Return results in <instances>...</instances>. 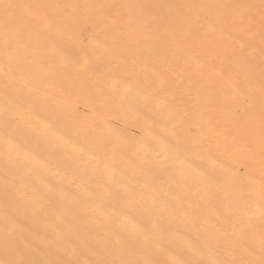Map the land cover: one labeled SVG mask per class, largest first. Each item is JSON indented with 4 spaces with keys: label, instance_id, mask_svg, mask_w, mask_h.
<instances>
[{
    "label": "bare ground",
    "instance_id": "6f19581e",
    "mask_svg": "<svg viewBox=\"0 0 264 264\" xmlns=\"http://www.w3.org/2000/svg\"><path fill=\"white\" fill-rule=\"evenodd\" d=\"M0 264H264V0H0Z\"/></svg>",
    "mask_w": 264,
    "mask_h": 264
},
{
    "label": "snow or ice",
    "instance_id": "6c2138e0",
    "mask_svg": "<svg viewBox=\"0 0 264 264\" xmlns=\"http://www.w3.org/2000/svg\"><path fill=\"white\" fill-rule=\"evenodd\" d=\"M3 7L5 9V16H6V18H10L9 9H12V8H14L16 6L15 5L5 4Z\"/></svg>",
    "mask_w": 264,
    "mask_h": 264
}]
</instances>
